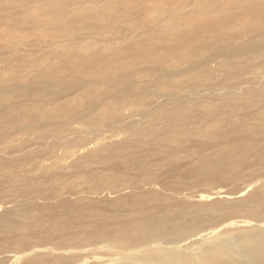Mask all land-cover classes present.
Segmentation results:
<instances>
[{
    "label": "bare ground",
    "instance_id": "obj_1",
    "mask_svg": "<svg viewBox=\"0 0 264 264\" xmlns=\"http://www.w3.org/2000/svg\"><path fill=\"white\" fill-rule=\"evenodd\" d=\"M1 1L0 24L7 20L9 29L45 24L106 34H111L106 28L121 30L117 45L102 39L107 47L103 52L79 43L83 49L64 59L55 72L60 81L26 76L27 70L1 79L0 166L10 169L16 161L23 172L36 171L14 178L17 193L74 195L106 189L146 197L141 189L159 185L161 177L163 189L186 180H229L245 176L254 160H264V148H252L264 142V69L257 79L243 74L264 67V0H119L114 5L109 0H60L65 3L61 9L53 0H40L39 21L33 9L23 13L13 0ZM143 60L155 65L142 68ZM244 60L249 63L239 62ZM230 89L233 94L226 101L222 95ZM212 95L217 96L213 104ZM237 142L241 143L235 146ZM219 148L229 149L234 160L246 159L241 165L231 163L230 173L219 170V159L226 160L227 154ZM10 154L16 157L9 160ZM251 154L255 158H249ZM45 159L51 160L49 165L43 164ZM9 169L4 171L7 176ZM174 176L186 180L169 182ZM81 201L44 218L21 206L4 208L0 253L53 235H59L57 249L64 234L95 226L91 240L96 244L107 242L119 249L145 246L150 258L139 256L143 264H264V181L244 198L225 200L222 220H237L220 228L219 235L228 236L219 248L180 245L195 224L178 226L179 212L156 215L143 208L124 221L131 228L107 233L109 217L89 213ZM157 218L165 219L162 229ZM240 220L248 227L237 226ZM61 227L69 230L60 234ZM80 239L68 238L69 247H78ZM153 241L162 247L150 245ZM36 254L23 264H44ZM20 256L14 253L13 261Z\"/></svg>",
    "mask_w": 264,
    "mask_h": 264
},
{
    "label": "rangeland",
    "instance_id": "obj_2",
    "mask_svg": "<svg viewBox=\"0 0 264 264\" xmlns=\"http://www.w3.org/2000/svg\"><path fill=\"white\" fill-rule=\"evenodd\" d=\"M15 1L17 0H13L14 7L22 9L23 13H28L33 9L32 14L34 15V19L36 15H39L37 16V21L42 20L43 15L41 14V10L43 8H39L41 5L40 0H19L24 2L18 5H16L17 3ZM118 1L119 0H109L112 5L118 3ZM1 2L3 1L0 0V3ZM149 2L155 3V1ZM64 4L65 3H61L60 0H53V5L57 9H61ZM69 7L75 9L74 4L71 2L69 3ZM117 24H120V21H118ZM51 28L52 27L43 24L42 26L31 25V27L28 28L17 25V28L9 29L7 20L0 24V60L8 61V63H0V81H2L1 79L3 77L16 76L17 73H19V75H24L26 70V76H31L32 74L36 76L45 75L47 78L51 77L54 78L53 80L60 81L54 77V74L58 68L61 67L64 59L67 60L68 58L72 59L76 57L80 50L83 49L79 47L82 46L79 43H85L87 47L103 52L107 50V47L102 39L105 38L115 41L118 38L117 35L121 34L120 29L112 30L113 27L106 28L111 29V34L101 33L92 28L86 29L84 27L76 29H65L62 27ZM237 29H239L238 25ZM118 42L119 41H115L114 44L117 45ZM146 42L147 41L144 43ZM254 60L256 59L250 61ZM143 61L144 62L140 64L142 68L155 65V63H150L152 62L151 60ZM239 62L246 65L249 63V60ZM6 68L7 70H5ZM19 69L21 70L19 71ZM30 69H33V71L30 72ZM263 69L264 67L257 66V68H253L252 70H244L245 72L243 74L246 77L257 79L258 74H260ZM52 93L53 91H51V94ZM231 94H233V92H231L230 89V91L226 90L222 96L225 97L227 101V96ZM8 97L11 98L9 95L6 98L9 99ZM216 100L217 96L212 95V99L209 103L215 102ZM205 103H207V101ZM128 132H130L129 129ZM100 136L101 135H98V137ZM119 137L121 136H114L113 138L118 139ZM257 141L260 140L258 139ZM253 142L254 140L249 141L250 145L253 144ZM240 143L241 142H237L235 146ZM9 147H11V144H9ZM258 147L264 148V142L253 144L252 148ZM227 148L226 150L219 148V150L227 153L225 158L229 160L228 164H225L226 160L219 159V170L230 173L231 168L234 167H230L231 163L241 165L242 161H245L244 159L246 158L240 157L239 160H234L232 154L227 152L229 150H227ZM15 157L16 154L15 156L14 154H10L8 159L11 160ZM249 158L255 157L251 154ZM50 161L49 159H45L43 160V164L49 165ZM181 162V165L185 163L183 161ZM14 163H16V161L12 163L13 166L10 169L9 167L0 166V206L2 207L0 213L4 208L11 209L16 206H21L25 207V210H28L33 216L44 218L46 215L50 216L51 213H55L56 210L64 212L69 208L72 209L71 205H78L81 199L83 201L81 202L83 203L82 207H84V210L96 214L100 219L109 217L107 219L108 222L104 225L105 232L123 233L126 229L131 228L130 223L127 224L124 223V221L130 219L131 216L138 215L143 208H146L152 213L155 212L156 215H173L175 212H179L181 220L177 224L178 226L189 228L191 224H195L194 230L189 233L186 238H184V235V239L179 240V244L188 245L189 243H194L192 246L200 245L202 247L214 246L219 248V243L221 242L223 244L222 241H225L228 236L225 233L219 235V231L221 232V229L224 228L227 223L232 222L233 219L234 221L237 220V218L234 217L227 221L222 220L223 213L221 211L225 209V203L246 197L251 190L257 188L260 182L264 181V169L263 172L257 170L261 166L264 168V160L257 163H255L254 160L252 163L255 165L249 166L246 170L245 176L251 175L249 177H235L229 180L219 178L209 182H191L190 180H186L185 176L182 179L174 176L168 181H174V184H176V181H186L179 187L176 186V188L173 189L161 188V183L164 181V177H161L159 185H151L141 189L142 193L145 192L144 194H146V197L140 196L136 191L130 193L124 192V190L111 193L106 189L100 192H93L92 194L79 193L68 195L65 193H54L46 196L43 194H24L23 196L22 193H17V191L13 189L12 182L14 178H19L20 175L21 178L24 174L23 177H29L35 175L36 171L29 173L23 172L22 169ZM183 167L186 169V164ZM8 169L10 174L7 176L4 171ZM185 169L183 168L182 172L185 173ZM255 172H259V174H255ZM40 175H43L42 171H40ZM248 183H251V186H249ZM217 187L221 190L220 194L219 191L218 194L215 193ZM44 190H47V188H44ZM241 191H245V195H242L240 193ZM225 200L228 202H225ZM151 205H159L161 208H153ZM164 220L163 218H157L156 222L158 228H163V225H165ZM173 222L176 223L177 220L173 219ZM236 225L248 227L249 223L240 220ZM95 229L94 226L89 230H79L64 234V239L60 240V242L63 243L57 249L54 245L58 242L59 235H53L51 239L39 238V241L31 243L24 244L23 242L22 247L15 246V248H11L12 251L9 249L0 253V264H23L24 261L33 257L35 253H37L36 255L41 258L44 264H143L139 256L144 255L150 258V254L144 252L145 246L133 247V249H130V247L119 249L112 247L107 242L96 244L91 240L95 235L93 232ZM68 230L69 227H61L58 229L60 234ZM78 236L82 238L80 239V245L75 248L69 247L68 244L70 243H68V238H74L76 241ZM151 244H159L158 247H162L160 241H153L150 245ZM160 252L165 253L164 251ZM14 253L21 255L16 262L13 261ZM127 254H130V257L126 256Z\"/></svg>",
    "mask_w": 264,
    "mask_h": 264
}]
</instances>
